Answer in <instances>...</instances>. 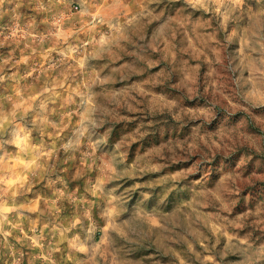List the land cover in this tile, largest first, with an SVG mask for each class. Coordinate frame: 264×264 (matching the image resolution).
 <instances>
[{
  "label": "rangeland",
  "instance_id": "374dc122",
  "mask_svg": "<svg viewBox=\"0 0 264 264\" xmlns=\"http://www.w3.org/2000/svg\"><path fill=\"white\" fill-rule=\"evenodd\" d=\"M204 4L0 0V264H264V0Z\"/></svg>",
  "mask_w": 264,
  "mask_h": 264
},
{
  "label": "clouds",
  "instance_id": "9594fccd",
  "mask_svg": "<svg viewBox=\"0 0 264 264\" xmlns=\"http://www.w3.org/2000/svg\"><path fill=\"white\" fill-rule=\"evenodd\" d=\"M234 2H235V3H238V4H243V0H234ZM186 3L192 5L193 7H196L197 5H199V6L202 7V8L204 9V11H206V12L209 10V9L207 8V6L204 4V0H186ZM216 11L219 12L220 9L217 8ZM114 171H115V170L113 169V172H114ZM16 183H18V181H16V180H11V181H9V186L11 187L12 185H15ZM21 186H22V185H21ZM3 211H8V212H10V211H14V209H12V208H7V209H2V210H0V212H3Z\"/></svg>",
  "mask_w": 264,
  "mask_h": 264
}]
</instances>
